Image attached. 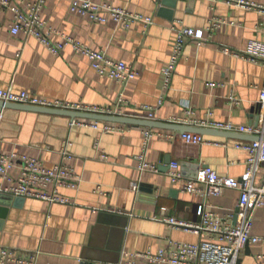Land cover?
Here are the masks:
<instances>
[{"label":"crops","instance_id":"0c3cea01","mask_svg":"<svg viewBox=\"0 0 264 264\" xmlns=\"http://www.w3.org/2000/svg\"><path fill=\"white\" fill-rule=\"evenodd\" d=\"M9 1L23 9L34 2ZM89 1L152 18L153 24L146 28L134 22L123 28L111 20L93 23L70 12L71 0H45L39 16L54 31L50 40L58 42L65 35L90 50L102 51L130 65L135 78L114 82L100 77L70 46L53 55L36 39L21 32L13 35V14L0 7V90L94 107L103 113L99 115L186 128H197L194 122L258 124L264 66L224 50L242 53L249 42H264V12L212 0H176L174 8L162 5L172 0ZM249 1L264 7V0ZM212 22H218V27L207 31ZM181 28L202 30L207 41L186 42L170 86L164 90L161 69L169 60L175 30ZM171 119L182 122L172 124ZM68 121L25 111L7 112L0 118V155L34 158L45 169L63 162L74 177L72 187L57 189L65 203L25 199L18 208L0 207V249H11L21 257L33 255L35 264H143L132 255L156 254L175 242L197 244L206 238L204 233L171 229L166 219L195 224L197 208L205 205L235 224L237 191L227 189L220 196L203 198L182 191V186L192 180L196 167L203 166L219 176L240 179L248 155L235 146L253 137L205 127L199 129L211 134L201 135L205 144L194 146L180 139L190 131ZM93 122L99 123L98 129L91 127ZM105 123L116 130L102 133ZM67 143L69 158L63 160L61 151ZM141 155L158 173L138 169ZM167 162L178 164L179 181L168 176ZM164 167L167 170L159 172ZM263 176L260 166L256 186ZM7 185L0 180V186ZM52 190L46 188L48 193ZM251 233L264 237V206L253 214ZM236 264H264V244L247 245Z\"/></svg>","mask_w":264,"mask_h":264},{"label":"built area","instance_id":"2783aa9c","mask_svg":"<svg viewBox=\"0 0 264 264\" xmlns=\"http://www.w3.org/2000/svg\"><path fill=\"white\" fill-rule=\"evenodd\" d=\"M234 5L246 10L264 12V7L249 0H212ZM45 0H34L25 9L11 6L9 0H0V7L9 8L13 14L10 32L13 35L23 33L27 37L36 39L53 55L61 53L66 46H70L75 53L84 56L92 69L100 76L117 83H125L135 78L133 68L122 61H114L102 51H93L75 42L68 36L60 35V41L52 42L50 36L54 33L40 19L39 13ZM70 12L84 16L93 23L104 24L108 20L116 25L128 28L134 22H140L149 27L153 24L152 18H144L132 14L124 9L112 7L107 4H94L89 0H71ZM218 22L210 23L207 31L215 30ZM194 40L198 45L205 43L202 30L181 28L175 30V40L167 64L161 69L163 89L167 90L176 71L179 59L183 54L186 42ZM232 56H241L264 66V42L251 41L242 53H233L224 50ZM0 101L30 107L57 109L90 114H103L97 108L85 107L78 104H69L60 101L49 102L36 98L26 92L15 93L11 89L0 90ZM162 104V100L158 105ZM259 108L258 124L256 126H237L231 123H203L194 122L197 128L209 127L228 133H239L251 136L256 140L237 144L235 147L245 151L248 155L246 171L238 180L219 176L208 166L200 167L196 179L188 181L182 186V191L199 195L203 198L220 196L225 190L231 189L239 193L237 202L236 223L231 224L228 219H223L212 213L205 205L197 208L199 221L195 224L183 223L174 218L164 222L171 229H183L195 235L204 233L206 238L197 244L172 243L168 250H160L156 254H134L132 258L143 260V264H236L239 253L250 244H264V237L253 236V214L264 206V176L259 185H255V177L260 166L264 169V89L260 91L257 102ZM148 110V108H144ZM111 115V114H108ZM149 117L152 114L149 113ZM1 118V115H0ZM179 119H171L170 123L179 124ZM84 125L82 122H76ZM98 122H93L91 127L98 129ZM109 124L101 126L102 133L115 131ZM180 139L187 145H203L205 141L199 134L183 133ZM68 143L61 151L63 160L69 158L66 151ZM138 169L141 172L151 171L158 173L155 166L144 162L143 155L137 157ZM177 163H171L168 176L173 181L181 179ZM73 174L62 162L52 169H45L39 160L28 157H19L16 154L0 155V180H5L8 185L0 186V193L25 199H38L49 203H65L57 195V189L64 186H73ZM51 186V193L46 188ZM136 184L132 189L136 190ZM260 258V257H258ZM0 264H35L33 255L21 257L15 251L7 248L0 249ZM135 264V263H130Z\"/></svg>","mask_w":264,"mask_h":264},{"label":"water","instance_id":"95a60500","mask_svg":"<svg viewBox=\"0 0 264 264\" xmlns=\"http://www.w3.org/2000/svg\"><path fill=\"white\" fill-rule=\"evenodd\" d=\"M163 6L174 8L176 6V0L172 1H165L162 4ZM19 111H25V112H32L35 114H38L40 117L43 116H55V117H65L69 119L68 124L74 120V119H89L93 121H101V122H108V123H118L123 125H129V126H140L144 128H164V129H175L180 131H190L194 134L199 135H209L211 134L210 131L206 129H199V128H186V127H180V126H173L169 124H163V123H156L152 121H141L131 118H125V117H115V116H107V115H99V114H90V113H80V112H73V111H64V110H57V109H46V108H38V107H30V106H24V105H18V104H12V103H4L0 101V115L1 118L7 113V112H19ZM256 140L255 138L252 140ZM166 168L169 169L170 163H166ZM200 167L195 168V174L192 179H196L197 172ZM167 169L162 168L159 170V172L164 173ZM25 201V198L22 197H13L9 194L0 193V207L7 209L10 207L18 208L23 205ZM237 209L235 210V215L233 218V222L236 223L237 218ZM82 264H89L82 263Z\"/></svg>","mask_w":264,"mask_h":264}]
</instances>
